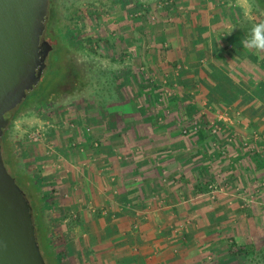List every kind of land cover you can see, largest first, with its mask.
Instances as JSON below:
<instances>
[{"label": "rangeland", "instance_id": "374dc122", "mask_svg": "<svg viewBox=\"0 0 264 264\" xmlns=\"http://www.w3.org/2000/svg\"><path fill=\"white\" fill-rule=\"evenodd\" d=\"M179 1L50 2L47 41L53 50L47 59V69L38 88L29 95L25 101L27 105L8 129L6 146L10 154L15 156L19 169L38 177L46 200L42 213L49 227V243L55 264L82 263L80 255H76L79 245L73 248L71 234L64 227L60 228L61 223H57L63 219L58 214L63 215L64 210L62 206L59 210L57 204L54 207L52 199L58 196L59 190L42 176L44 169L41 170L40 164H37L40 159L38 147L48 145L46 141L49 132L56 130L60 136L59 141L64 142L66 147L65 160L76 166L83 162V158L85 162L90 161L95 150V142L91 141L90 136L94 129L93 116L97 115L103 120L101 123L104 126H116L118 129L121 116L129 114L123 103L139 99V96L142 97L141 103L162 97V102L157 107L154 106L152 113H160L158 115H162L164 120L169 116L175 119L178 140L182 139L178 147L188 145L192 149L191 153L184 152L176 158L180 166L177 167L182 169L177 172L181 178L177 184V195L180 198L187 197L188 194L202 196L197 201V206L201 205L202 209L208 207L210 212L203 209L201 214L198 213V220L203 223L211 222L213 226L219 227L223 226V222L226 223L222 232L224 238L217 236L215 244L204 246L202 264H264V106L253 103V123L250 124L253 132L241 136V127L236 125L238 122L235 119L242 112L230 114L231 117L229 112L224 111V106H212L209 103L204 106L198 103L195 106L189 104L187 107L172 110L173 108L165 106L163 99L165 95L170 97L169 92L159 90L158 83L153 82L148 73L142 70L149 65L148 59H143V52L150 49L166 54L167 51L175 49L169 42H166L165 47L162 44L164 42H160L162 37L191 32L192 27L184 13L176 11L178 7H182ZM241 1L246 6L247 14L245 12V18L239 19L236 33L246 38L254 24L264 22V11L255 0ZM116 14H121L122 19L132 15L133 22L123 20L124 22L114 28L116 23L111 18ZM196 28L202 34V29L198 26ZM172 45L176 47L178 44ZM185 48L183 46V50ZM248 50L244 52L249 53ZM252 53L253 73L256 74L253 75V87L258 86L257 89L263 90L264 83L260 80H264V52L253 49ZM247 61L250 62V59L247 58ZM145 85L147 87L142 88ZM140 88L148 91L141 95L143 90L140 91ZM209 99L211 100L210 97ZM258 100L257 104H264V91ZM188 116L192 123L186 121ZM190 125L192 132L186 133L185 129L188 130ZM204 130L205 137L199 136ZM225 130L229 134L223 137L221 134ZM235 130L238 134H235ZM128 144L132 145L133 141L130 139ZM47 150L49 151L48 148ZM123 151L118 156L124 157ZM181 156L189 159L186 160L188 166L182 165L184 163L180 162ZM30 158L37 161H29ZM234 160L237 166L233 164ZM183 167H186L185 170ZM184 171L187 175L183 174ZM184 182L189 184L184 186ZM72 219L71 217L70 220ZM102 223L106 224L107 221L104 219ZM58 226L60 229H57ZM75 237L78 235L74 234ZM110 237L109 234H103L99 247H118V243L111 244L112 240L108 241ZM242 247H246L247 255L236 256L234 253ZM253 248L256 250L255 256Z\"/></svg>", "mask_w": 264, "mask_h": 264}, {"label": "crops", "instance_id": "0c3cea01", "mask_svg": "<svg viewBox=\"0 0 264 264\" xmlns=\"http://www.w3.org/2000/svg\"><path fill=\"white\" fill-rule=\"evenodd\" d=\"M179 2L182 7L176 11L184 13L192 27L191 32L162 37L160 42H164L165 47L169 42L175 49L166 54L150 49L143 52V59H148L150 66L142 70L158 83L159 90L169 92L170 97L165 95L163 98L166 107L178 110L177 107H187L189 104L204 106L209 103L224 106L228 115H236L240 111L241 116L235 119L238 122L236 125L241 127L239 134H252L253 103L264 106L257 104L261 95L254 94L258 86L253 87V75H256L251 61L253 49L247 53L244 51L248 48L245 49L243 44L240 47L239 44L236 46L235 41L232 42L238 34L236 26L239 19L245 18L246 6L241 0ZM125 18L122 19L121 14L113 16L111 20L116 23L114 28L123 20L133 22L132 15ZM197 26L202 29V34ZM149 41L152 42L151 39ZM173 43L178 45L175 47ZM183 46H186L185 50ZM138 51L141 54V50ZM216 72H222L226 80L223 88H220L222 98L214 93L211 98L216 101L213 102L209 97L210 92L218 89V82L214 79ZM260 82L264 83V80ZM145 87L147 85L142 88ZM146 91L148 89L143 90L141 95ZM138 98L123 103L129 114L120 119L117 117L120 123L118 129L116 126H104L101 123L103 120L97 115L93 116L94 129L90 136L91 141L95 142V150L89 163L83 158V162L76 166L65 160L66 147L64 142L59 141L56 130L49 132L48 145L38 147L40 159L30 158L29 161H37L40 169H44L42 176L59 190L52 201L59 210L60 206L63 207V215H58L64 220L55 222L61 223L60 228L64 227L71 234L73 248L79 245L76 255H80V263L202 264L204 246L215 244L217 236L224 238L222 232L226 223L219 227L198 220V213L201 214L203 209L210 212L208 207L202 209L201 205L197 206L202 196L188 194L180 198L177 195V184L181 179L177 172L182 169L178 168L176 158L178 154L191 153L192 149L188 145L178 147L182 139L178 140L175 119L169 116L164 120L162 115H158L160 113H152L154 106L162 102V97L142 103V97ZM190 118L188 116L186 121L192 120ZM190 128L191 125L185 132H192ZM228 134L225 130L221 135L226 137ZM235 134H238L237 131ZM143 137L145 140H140ZM130 139L132 145L128 144ZM122 150L124 157L118 156ZM181 160L183 166H188L187 157L181 156ZM234 165L237 166L236 163ZM248 167L252 169L250 165ZM183 168L185 170L186 167ZM183 174L187 175V172ZM188 184L184 182V186ZM104 219L106 224L102 223ZM60 228L58 226L57 229ZM74 234L78 237L74 238ZM103 234H109L111 237L108 241L118 243V247H99Z\"/></svg>", "mask_w": 264, "mask_h": 264}, {"label": "water", "instance_id": "95a60500", "mask_svg": "<svg viewBox=\"0 0 264 264\" xmlns=\"http://www.w3.org/2000/svg\"><path fill=\"white\" fill-rule=\"evenodd\" d=\"M51 0H0V264H47L27 194L8 171L3 139L34 92L53 50L47 41Z\"/></svg>", "mask_w": 264, "mask_h": 264}, {"label": "trees", "instance_id": "16d2710c", "mask_svg": "<svg viewBox=\"0 0 264 264\" xmlns=\"http://www.w3.org/2000/svg\"><path fill=\"white\" fill-rule=\"evenodd\" d=\"M257 1V5L262 11H264V0H255ZM70 36V34L68 35ZM245 36L242 34H237L232 39V42L235 41L236 46L239 44L240 46L243 44ZM242 43V44H241ZM239 47V46H238ZM62 66V65H61ZM63 67V66H62ZM59 79V78H58ZM214 79L218 82V86L215 92H210V98L214 93H218L219 97L222 98V90L220 88H223L224 81L226 78L224 77V74L222 72H216V75H214ZM57 80V77L55 78ZM263 90L261 89H255L254 94H263ZM28 99V98H27ZM211 100H215L214 98H211ZM27 101V100H26ZM216 101V100H215ZM26 102L20 107L19 111L16 113L14 119L12 122L16 120L19 113L21 112L22 108L25 107ZM10 128V127H9ZM206 131H201L199 133V136L205 137ZM8 136V131L6 132L4 139H3V158L5 165L10 172V174L15 178L17 184L21 187V189L27 194L28 199L30 200V203L34 210V216H35V222L38 232V239L41 247V252L43 254V257L47 264H55V259L53 252L50 249V243H49V227L47 226L45 222V217L42 213V208L46 202L44 199V194L42 192V188L39 185L38 177H33L31 175L26 174L22 169H19L17 161L14 159L15 156L10 154V151L8 147L6 146V139ZM256 250L253 248V256L256 255ZM236 256H242L243 254H246V247H242L239 249L237 253H234ZM262 255H264V251H262Z\"/></svg>", "mask_w": 264, "mask_h": 264}, {"label": "clouds", "instance_id": "9594fccd", "mask_svg": "<svg viewBox=\"0 0 264 264\" xmlns=\"http://www.w3.org/2000/svg\"><path fill=\"white\" fill-rule=\"evenodd\" d=\"M247 14V10H246ZM245 48L264 52V22L254 24L243 41Z\"/></svg>", "mask_w": 264, "mask_h": 264}, {"label": "flooded vegetation", "instance_id": "af4514ba", "mask_svg": "<svg viewBox=\"0 0 264 264\" xmlns=\"http://www.w3.org/2000/svg\"><path fill=\"white\" fill-rule=\"evenodd\" d=\"M48 27V26H47ZM48 32H49V28H47V34H46V37H47V35H48Z\"/></svg>", "mask_w": 264, "mask_h": 264}, {"label": "built area", "instance_id": "2783aa9c", "mask_svg": "<svg viewBox=\"0 0 264 264\" xmlns=\"http://www.w3.org/2000/svg\"><path fill=\"white\" fill-rule=\"evenodd\" d=\"M34 136L36 137V134ZM37 136H40L39 133H37ZM35 140H37V139H35Z\"/></svg>", "mask_w": 264, "mask_h": 264}]
</instances>
